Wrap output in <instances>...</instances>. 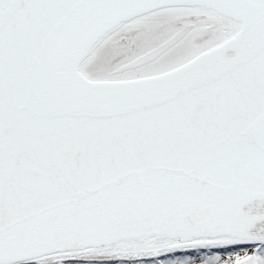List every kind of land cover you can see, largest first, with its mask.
<instances>
[{
	"label": "snow or ice",
	"instance_id": "1",
	"mask_svg": "<svg viewBox=\"0 0 264 264\" xmlns=\"http://www.w3.org/2000/svg\"><path fill=\"white\" fill-rule=\"evenodd\" d=\"M0 264H264V0H0Z\"/></svg>",
	"mask_w": 264,
	"mask_h": 264
}]
</instances>
